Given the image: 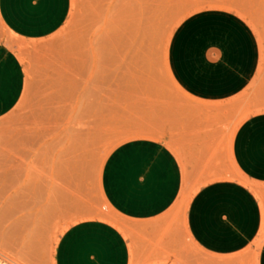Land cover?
I'll return each mask as SVG.
<instances>
[{
	"label": "rangeland",
	"instance_id": "rangeland-1",
	"mask_svg": "<svg viewBox=\"0 0 264 264\" xmlns=\"http://www.w3.org/2000/svg\"><path fill=\"white\" fill-rule=\"evenodd\" d=\"M209 10L231 12L255 30L257 73L239 95L212 102L188 95L169 64L178 27ZM0 46L14 59L20 91L0 113V264H56L61 234L98 218L124 230L103 189L110 153L139 138L178 158L183 183L176 216L205 182L238 181L261 200L231 154L238 124L264 112V0H68L52 33L24 37L0 16ZM264 228L241 256H212L182 234L173 264H255ZM149 241L152 248L161 242ZM150 262L155 258H149Z\"/></svg>",
	"mask_w": 264,
	"mask_h": 264
},
{
	"label": "crops",
	"instance_id": "crops-1",
	"mask_svg": "<svg viewBox=\"0 0 264 264\" xmlns=\"http://www.w3.org/2000/svg\"><path fill=\"white\" fill-rule=\"evenodd\" d=\"M68 13V0H0V16L24 37L55 31ZM259 40L234 13L209 10L178 27L169 47L171 71L190 96L212 102L242 93L257 73ZM13 56L0 46V113L19 95ZM231 154L242 175L264 187V112L243 119L231 138ZM205 182L190 196L185 216H176L183 171L162 142L139 138L118 145L102 172L104 193L121 215L124 230L98 219L71 224L60 236L56 264H173L182 234L206 256H241L264 228L261 200L248 186L225 177ZM161 244L149 245V239ZM255 264H264V237ZM155 258V261H149Z\"/></svg>",
	"mask_w": 264,
	"mask_h": 264
}]
</instances>
